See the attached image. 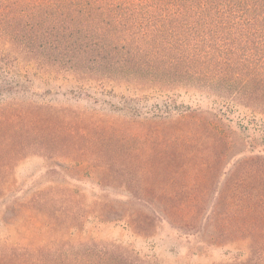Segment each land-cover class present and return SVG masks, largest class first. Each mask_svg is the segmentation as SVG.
<instances>
[{"label": "trees", "instance_id": "16d2710c", "mask_svg": "<svg viewBox=\"0 0 264 264\" xmlns=\"http://www.w3.org/2000/svg\"><path fill=\"white\" fill-rule=\"evenodd\" d=\"M24 56L51 60L104 111L142 120L146 135L196 161L203 187L221 180L190 204L147 191L127 206L124 195L61 183L26 196L2 161L0 219L15 235L0 240V264H163L99 239L91 219L143 238L168 225L192 255L229 247L211 264H264V130L252 126L264 128V0H0V95H38ZM54 164L66 183L82 172Z\"/></svg>", "mask_w": 264, "mask_h": 264}, {"label": "rangeland", "instance_id": "374dc122", "mask_svg": "<svg viewBox=\"0 0 264 264\" xmlns=\"http://www.w3.org/2000/svg\"><path fill=\"white\" fill-rule=\"evenodd\" d=\"M21 60L23 67L36 73L38 95H0V145L10 147L8 152L0 153V162L6 161L13 181L23 184L18 187L24 191L30 189L26 196L34 195L35 188L55 189L56 183L74 187L87 196L103 191L112 194L115 200L114 194L124 195L127 206H135L138 202L134 196L147 191L168 193L176 205L190 204L186 196L194 191L215 192L221 177L215 178L212 187H203L198 182L203 174L194 169L196 161L177 157L169 143L146 135L150 132L142 120L104 111L101 104L86 97L75 84L61 78L65 71L58 74V67L51 60H41L38 56H24ZM47 87L52 90L45 94ZM183 100L190 103L187 97ZM82 119H93L94 124L84 125ZM252 126L264 130L256 123ZM36 128L47 133L41 141L29 133ZM11 160L18 163L12 165ZM54 163L69 168L74 165L82 172L69 174L74 180L66 183V169ZM231 164L232 161L224 166L226 171ZM7 171L2 168L0 173ZM85 228L99 239L119 240L143 255L156 256L163 264H211L225 260L224 252L229 249L212 247L204 250L203 256L192 255L195 251L183 246L168 225L158 227L152 237L146 238L136 237L115 225L93 223L92 219ZM14 235V227L0 219V240Z\"/></svg>", "mask_w": 264, "mask_h": 264}]
</instances>
